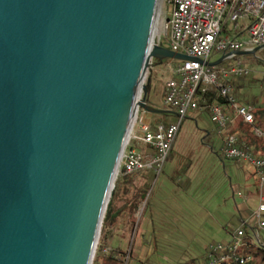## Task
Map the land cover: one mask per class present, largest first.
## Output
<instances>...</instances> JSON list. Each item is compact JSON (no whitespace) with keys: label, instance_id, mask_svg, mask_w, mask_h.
<instances>
[{"label":"water","instance_id":"obj_1","mask_svg":"<svg viewBox=\"0 0 264 264\" xmlns=\"http://www.w3.org/2000/svg\"><path fill=\"white\" fill-rule=\"evenodd\" d=\"M158 9L0 0V264H92L135 114L165 112L139 98L148 60L191 59L154 42Z\"/></svg>","mask_w":264,"mask_h":264},{"label":"built area","instance_id":"obj_2","mask_svg":"<svg viewBox=\"0 0 264 264\" xmlns=\"http://www.w3.org/2000/svg\"><path fill=\"white\" fill-rule=\"evenodd\" d=\"M166 2L171 4V10L169 14L162 15L161 32L167 36L171 50L184 53L191 58L182 60L179 65L173 64L172 61L165 64L167 78L163 103L167 109L175 111L178 120L168 125L162 122L155 123L151 114L139 108L120 157L116 176L127 175L141 169H151L154 173H159L167 162L171 145L183 118L189 111L205 110L204 96L215 89L227 101L226 107L216 102L208 106L220 137V154L224 159H232L249 166L257 177L258 203L251 215L257 231L264 230V156L240 142L237 135L228 130L236 118L253 126L254 107L236 101L233 87L224 81L230 77L247 76L251 73L250 67L234 52L252 50L253 46H264V0H166ZM238 20L244 21L241 29L247 32V39L222 36L224 24L227 21L236 23ZM234 30H237L236 25ZM213 50L222 53L220 58L224 56L222 59L228 60L224 67L207 65L211 61L209 54ZM253 129L254 136L264 137V132L260 129L257 127ZM134 143H142L147 147L138 150ZM255 245L259 249L263 246L250 228V224L244 220L227 243L208 244L201 264H249L253 258L248 252V247Z\"/></svg>","mask_w":264,"mask_h":264},{"label":"rangeland","instance_id":"obj_3","mask_svg":"<svg viewBox=\"0 0 264 264\" xmlns=\"http://www.w3.org/2000/svg\"><path fill=\"white\" fill-rule=\"evenodd\" d=\"M170 10V3H167L166 0H159L154 42L165 48H170V46L167 36L161 32L160 23L163 18L162 15L165 13L169 14ZM243 24V20H238L236 23L227 21L223 26L222 36L229 35L241 40L247 39V32L241 29ZM235 25L237 30H234ZM159 35L160 39L158 42ZM255 47L253 46V48ZM221 55L222 53L213 50L209 54V59L214 62ZM239 57L250 67L251 73L246 77L245 81L249 92L252 94L263 92L264 86L261 79L264 78V48L258 49L252 54L239 55ZM167 61H172L175 65H179L182 62V60L170 58L163 59V61L155 58L148 60L139 94V98L144 100L146 104L160 110L165 109L163 99L165 95V80L167 78L165 66ZM152 115L151 118L154 121L158 115ZM173 117L175 121L178 120L175 114ZM220 144V137L217 134L216 125L210 116V111L208 109L189 111L180 123L173 145L174 148L166 160L167 162L159 173L152 174L153 181L148 188V192L145 193L142 206L137 203L129 204V207L133 210L129 228L122 232L121 228L118 227L117 231L114 232V237L118 241L115 240L113 242L112 240L107 241L105 228L102 225L100 227V236L95 252L97 247L103 243V253L116 254V259L112 262L107 260L106 255L101 254L100 256L96 255L94 263H92L93 259L91 263L183 264L196 262L201 264L205 253L201 258V253H203L202 246H199L198 242L201 239H206L205 229L191 235L187 230L183 231L177 228L181 223L175 218V215L181 213L182 199L178 195L176 196L174 192L168 193L164 189H160L159 183L155 186V177L161 174H166L169 178L179 177L177 186L180 189H186L185 193L182 192L180 197L188 202L193 203L195 201L203 205L213 217L219 215L220 210L228 211L231 206L227 230L233 229L240 223L239 217L232 216L237 215L235 202L239 206L240 214L247 217L248 207L245 197L254 191L256 177L249 166L235 162L232 159H224L220 154ZM134 147L141 150L147 146L142 143H134ZM115 177L114 184L117 181V176ZM171 178L168 183L173 185ZM186 178H189L190 184L184 188ZM145 201H147V205L144 203ZM152 218H154V221ZM247 218L250 223L255 225L252 216ZM151 220L154 226L158 224L161 228L154 234L145 232V239L143 240L139 238V235L135 237L132 231L138 226L145 229ZM205 226L208 227L207 224ZM259 235L264 239V230L259 229ZM212 239L219 240L220 237L215 234L212 235ZM263 250L259 251L256 245L248 247V251L252 254L259 253L258 258H261L262 263H264ZM122 254L124 255L123 262H120L119 258L123 256Z\"/></svg>","mask_w":264,"mask_h":264},{"label":"crops","instance_id":"obj_4","mask_svg":"<svg viewBox=\"0 0 264 264\" xmlns=\"http://www.w3.org/2000/svg\"><path fill=\"white\" fill-rule=\"evenodd\" d=\"M254 127H257L262 132H264V113L262 114L261 117L260 116L257 117L255 115V121L253 126L245 124L241 119L236 118L231 123L229 130H231L232 133L236 134L237 137L241 136L240 138L242 140H240V142L242 141L244 144H247L245 141L249 142L250 144H248V146H250L254 152L264 156V138L254 136L253 133ZM174 142L171 145L172 148L169 152V155L171 154V151L174 148L173 146ZM143 149H145V147H143ZM153 173L154 172H152L151 169H141V171H137L127 175L124 174L117 175L115 190H113V194L111 195L112 197L109 204L110 207L107 218L108 221L104 225L107 241L108 240L110 241L112 240L113 242H115V240L118 241V239L114 237L115 236L114 232L117 231L118 227L121 228L122 232H124L127 228H129V224H130L129 222L132 216L131 213L133 211L132 208L129 207V204L137 203L138 205H141L143 203L145 193L148 192V188L152 184ZM163 175L161 174L158 177L157 176L155 177V186L157 183H159L160 189L162 190L164 189L168 193L174 192L176 196L178 195L179 198L182 199L181 202L184 203V204L182 203V206H180L181 213L175 215V218L179 220L181 223L177 228H180L183 231L187 230L188 232L191 233V235L200 232V230L205 229L204 231L207 235L206 239H201V241L198 242L199 246H202L203 253H201L200 256L201 258L204 255L208 247V244L215 242L227 243L230 240L231 235L234 233L235 229L240 227L244 220H247V222L250 224V228L253 230L256 237L261 241V243L263 244L262 249H264V239L260 237L259 229L257 231L256 225L250 223V220H248L247 218L252 216L251 213L256 208L258 203V196H257L258 186H257L256 176H255L256 187L254 191H252L250 194H248L245 197V201L248 207L247 217L244 215L242 216V214H240L239 206L235 202V209L237 211V215H232V216L233 217L235 216L236 218L239 217L240 223L233 229L227 230V224L229 223V214H230L229 210L231 209V206L230 209L228 208V211L220 210V214L213 217L208 211V209L203 205L198 204L195 201L193 203L188 202L186 199L180 197L182 192L185 193L186 189L185 190L180 189L177 186L179 177L176 178L170 177L173 181V185H171L172 183H168V180H170L169 176L166 174ZM189 184H190L189 178H186L184 188L185 186H189ZM174 185H176L175 186L176 188L174 187ZM239 197H241V195H239ZM144 203L146 204L147 201H145ZM152 219L154 221V218ZM153 221L151 220V222L149 223V225H147L145 229L143 227H142L143 229L139 228V226L136 227L132 231V233H134V236L136 237L139 235V238L143 240L145 239L144 237L145 232L147 233L150 232L154 234V232L159 230L161 227L158 224L154 226ZM206 224L208 225V227L205 226ZM215 234H217L220 237L219 240L212 239V235Z\"/></svg>","mask_w":264,"mask_h":264},{"label":"trees","instance_id":"obj_5","mask_svg":"<svg viewBox=\"0 0 264 264\" xmlns=\"http://www.w3.org/2000/svg\"><path fill=\"white\" fill-rule=\"evenodd\" d=\"M227 63H228V60L224 59L223 61H221L220 63L215 65V67L221 68V67H224V65H226ZM249 75L239 76V77H230V78L225 79L224 81L229 83L233 87V95H234L236 101L252 105L254 107V114L257 117L258 116L261 117L262 114L264 113V89H263V92L261 91L259 94H256V93L252 94L251 92H249L247 83L245 82L246 77H248ZM261 81L263 82V86H264V78L261 79ZM204 102H205V107H206L205 109H208V106L212 102H216L223 107H226V105H227V101L225 100V98L222 97L220 95V93L215 89L210 90L209 92H207L205 94ZM163 110H165V112L154 113V114L158 115V117L154 119V122L155 123L162 122L166 125H168L171 122H175L174 117H173V115L175 114V111L170 109V108L167 109L166 107ZM151 116H153V115H151ZM230 126H231V124L229 125L228 130H229ZM230 132H231V130H230ZM240 137L241 136H238L239 140H242ZM245 142L247 143V145L250 144L247 141H245ZM115 186H116V184L114 185L113 190H115ZM110 201H111V199H109V201L107 203L108 206H107L105 213H104V216L102 218V220H103L102 226H104L105 223L108 221L107 218H108V212H109V207H110V205H109ZM103 250H104L103 249V243H101V245L99 247H97V251L95 252L96 254L94 255L92 263H94L96 255L100 256L101 254L106 255L107 260H110L112 262L116 259V256H117L116 254L114 255L113 253H107V252L103 253ZM261 250H262V248L259 249V251H261ZM248 252L251 254V256L253 258V260L249 264H261L262 263L261 258H258L259 253L252 254L250 251H248ZM123 257H124V255L119 258L120 262H123ZM194 263H196V262H194Z\"/></svg>","mask_w":264,"mask_h":264}]
</instances>
